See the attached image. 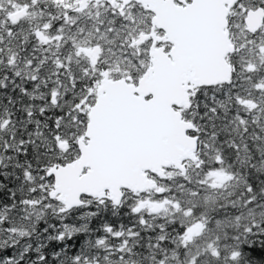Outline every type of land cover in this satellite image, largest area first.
Listing matches in <instances>:
<instances>
[{
  "label": "snow or ice",
  "instance_id": "snow-or-ice-1",
  "mask_svg": "<svg viewBox=\"0 0 264 264\" xmlns=\"http://www.w3.org/2000/svg\"><path fill=\"white\" fill-rule=\"evenodd\" d=\"M0 264H264V0H0Z\"/></svg>",
  "mask_w": 264,
  "mask_h": 264
}]
</instances>
